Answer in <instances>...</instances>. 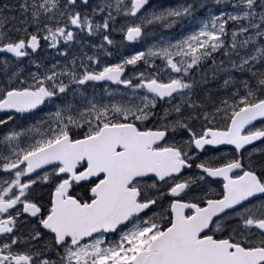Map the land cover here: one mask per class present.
<instances>
[{
  "label": "snow or ice",
  "instance_id": "snow-or-ice-1",
  "mask_svg": "<svg viewBox=\"0 0 264 264\" xmlns=\"http://www.w3.org/2000/svg\"><path fill=\"white\" fill-rule=\"evenodd\" d=\"M0 264H264V0H0Z\"/></svg>",
  "mask_w": 264,
  "mask_h": 264
}]
</instances>
